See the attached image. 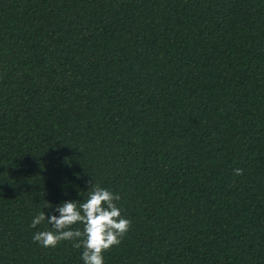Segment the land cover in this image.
Returning <instances> with one entry per match:
<instances>
[{
  "label": "trees",
  "instance_id": "1",
  "mask_svg": "<svg viewBox=\"0 0 264 264\" xmlns=\"http://www.w3.org/2000/svg\"><path fill=\"white\" fill-rule=\"evenodd\" d=\"M96 184L104 264H264V0H0V264H83L30 224Z\"/></svg>",
  "mask_w": 264,
  "mask_h": 264
},
{
  "label": "clouds",
  "instance_id": "2",
  "mask_svg": "<svg viewBox=\"0 0 264 264\" xmlns=\"http://www.w3.org/2000/svg\"><path fill=\"white\" fill-rule=\"evenodd\" d=\"M236 175H242L243 169H234ZM114 194L99 184L92 186L84 202L64 201L54 207V213L39 212L31 221L30 227L36 228L47 222L51 229L37 231L32 239L45 248H55L61 241H74V247L82 248L83 264H104L103 253L118 246L128 232L131 222L122 216ZM53 208L51 204H45ZM75 224L83 225L73 228Z\"/></svg>",
  "mask_w": 264,
  "mask_h": 264
}]
</instances>
